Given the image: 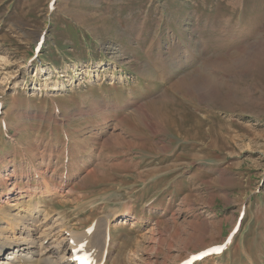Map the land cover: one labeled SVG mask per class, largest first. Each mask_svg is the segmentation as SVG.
Wrapping results in <instances>:
<instances>
[{
	"label": "rangeland",
	"instance_id": "1",
	"mask_svg": "<svg viewBox=\"0 0 264 264\" xmlns=\"http://www.w3.org/2000/svg\"><path fill=\"white\" fill-rule=\"evenodd\" d=\"M0 174L107 264H264V0H0Z\"/></svg>",
	"mask_w": 264,
	"mask_h": 264
},
{
	"label": "bare ground",
	"instance_id": "2",
	"mask_svg": "<svg viewBox=\"0 0 264 264\" xmlns=\"http://www.w3.org/2000/svg\"><path fill=\"white\" fill-rule=\"evenodd\" d=\"M38 170L34 169V174L38 175ZM56 173L52 171L53 175ZM6 178L2 176L3 184ZM48 186V181L34 184L28 195L30 203L19 213L0 212V264H107L111 254L107 219L99 218L94 225L77 231L66 223L61 212L41 208L39 198L46 194ZM2 203L7 208L13 204L6 199ZM80 248L85 257L76 258V250Z\"/></svg>",
	"mask_w": 264,
	"mask_h": 264
},
{
	"label": "snow or ice",
	"instance_id": "3",
	"mask_svg": "<svg viewBox=\"0 0 264 264\" xmlns=\"http://www.w3.org/2000/svg\"><path fill=\"white\" fill-rule=\"evenodd\" d=\"M212 251H217L218 249H211Z\"/></svg>",
	"mask_w": 264,
	"mask_h": 264
}]
</instances>
